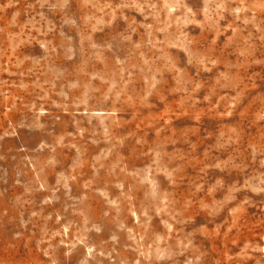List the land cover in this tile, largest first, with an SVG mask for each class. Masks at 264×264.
<instances>
[{
	"label": "rangeland",
	"instance_id": "obj_1",
	"mask_svg": "<svg viewBox=\"0 0 264 264\" xmlns=\"http://www.w3.org/2000/svg\"><path fill=\"white\" fill-rule=\"evenodd\" d=\"M0 264H264V0H0Z\"/></svg>",
	"mask_w": 264,
	"mask_h": 264
}]
</instances>
